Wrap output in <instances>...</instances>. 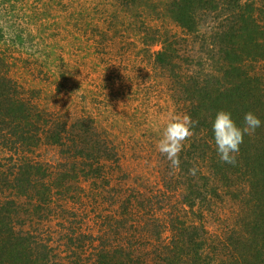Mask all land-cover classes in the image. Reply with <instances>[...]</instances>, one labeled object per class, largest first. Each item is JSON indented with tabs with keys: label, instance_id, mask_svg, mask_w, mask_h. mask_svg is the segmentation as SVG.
I'll use <instances>...</instances> for the list:
<instances>
[{
	"label": "rangeland",
	"instance_id": "obj_1",
	"mask_svg": "<svg viewBox=\"0 0 264 264\" xmlns=\"http://www.w3.org/2000/svg\"><path fill=\"white\" fill-rule=\"evenodd\" d=\"M192 3L190 29L174 0H0V78L12 80L0 83L31 111H0V212L15 229L2 225L0 239L22 236L28 263L188 264L171 257L185 241L216 262L251 254L253 234L262 247L264 0ZM230 92L237 126L248 112L262 122L235 165L213 132L228 101L213 102ZM199 106L208 118L172 173L157 142L171 116ZM23 161L28 194L14 187Z\"/></svg>",
	"mask_w": 264,
	"mask_h": 264
},
{
	"label": "trees",
	"instance_id": "obj_2",
	"mask_svg": "<svg viewBox=\"0 0 264 264\" xmlns=\"http://www.w3.org/2000/svg\"><path fill=\"white\" fill-rule=\"evenodd\" d=\"M174 3L176 5H178V7H179L177 10H175V13H173V14H175L174 17L176 18V20L180 24H182L184 27H187L190 29L194 28V26L191 25V23H190L194 19L193 14L191 12V6L193 4L192 0H174ZM263 33H264V31H263ZM164 54L165 53L159 55V61L161 63L166 61V62H168V64H170L169 63L170 61H168V59H166V57L163 56ZM4 79L5 78H0L1 81L11 85L12 80L10 78H7L5 80ZM3 82L0 83V99L3 96L5 101L3 99H1V101L5 105H2V107H0V111L2 112V111L9 110V114H14L16 112H19L21 114H23L24 112H31V111H27V109L24 108L25 106L21 107V103H24L23 101L19 102L20 100H16V99L7 100L8 97H10V98H12V96L14 97V95L16 93H14L15 90L5 91L6 89H8L9 86L6 87V85L3 84ZM236 94L237 93L230 92L229 96L218 95V97H216V99L214 100L213 103H220V102L225 103L228 101V106H227L226 111L230 112L231 108L229 107V103L234 96L236 97ZM209 99H210V95H209ZM19 110H21V111H19ZM21 116H23V115H21ZM40 116H41V114H40ZM23 117L29 118L30 114L28 113L27 115H24ZM192 118H193V120H194V118H197L195 121H198V123H200L202 121L200 118H203L204 120H206L208 118V115H205L204 111L202 113L201 107L199 106L193 110ZM17 119L20 120L19 117H17ZM19 122L21 123V120ZM14 125L16 126V122H14ZM31 125H33V132H35V133H33V135L35 136L34 141L37 142V135H38V131L40 129L39 123H33ZM18 136H19V139H23V140L26 139V135L24 134L23 130H22L21 134ZM50 137H52V141L54 143H60V138H62L60 133H57V132L55 133L54 129H53V132L50 134ZM20 142L22 144L23 141L21 140ZM205 145H206V142H205ZM211 156H212V158L215 159V156H213V155H211ZM210 161L213 162L212 159H210ZM22 165L26 168L27 173H25V176L20 178V179H19V177H17V180H16L14 187L16 188L17 191H19V193L28 194V191H29L28 188L31 186V184L33 182L32 178L30 177L31 167H33V166L29 162H24V161H23ZM47 189L49 191V188H47ZM41 193H42L41 198L46 199L44 197V194H46V193L44 191H41ZM2 207L3 206H1V208ZM7 215H10V212H8V213H4L3 211L0 212V224H1L0 228L2 225L7 227V228H10L12 231V232H10V234H13L15 229L11 227L12 226L11 217L7 216ZM9 217H10V219L7 220ZM259 220L260 219L258 218V221ZM255 236L256 235L253 234L251 237L249 235V237L246 236V237H244V239L242 238L245 245L247 247H250V249L252 250L251 254H244L242 252H238L239 254H237L236 256H234V254H233V256H231L230 258L225 257L223 259H220V260L214 262L213 260L211 261V260L207 259L206 257H204L203 254L199 251L201 244H199L197 246V248H195L194 250H192L190 252V248H189L190 244L188 245V242L185 241L184 247H179V246L176 247L175 246L173 248V251L171 252L172 261L174 263H176L181 258L182 259L187 258V260L190 261V262L187 261L188 264H242V260H243L244 264H264V234H261V237H263L262 238L263 239L262 247H260V248L255 247V250H253V247L251 248L250 243H255V242L257 243V241L255 240ZM22 241H25V240L22 236H19V235H16V239H15V241H12V243H11L10 236L8 237V239H3V238L0 239V252H1L0 253V264H31V263L27 262L28 261L27 259H25L24 253H25V250H27V245L25 244V242H22ZM9 243H10V245H8ZM185 249H187V250H185ZM4 253H7L9 255L10 261H8L7 256ZM248 256H251V258L249 260H248ZM5 257H6V259H5ZM241 257H242V260H241ZM246 260H248V263H246ZM192 261H196V262H192ZM197 261H198V263H197ZM199 261H201V262H199ZM44 264H48V263H44Z\"/></svg>",
	"mask_w": 264,
	"mask_h": 264
},
{
	"label": "clouds",
	"instance_id": "obj_3",
	"mask_svg": "<svg viewBox=\"0 0 264 264\" xmlns=\"http://www.w3.org/2000/svg\"><path fill=\"white\" fill-rule=\"evenodd\" d=\"M196 124L198 121H193L190 115H175L167 120L163 128L156 147L159 153L170 162L172 173L179 170L180 153L183 150L184 142L193 135L192 128ZM261 125V120L253 112L245 114L244 126L239 127L230 112L220 110L213 123L214 139L220 160L235 165L245 135H254L256 129ZM197 171L198 168L193 166L189 169V174L195 176Z\"/></svg>",
	"mask_w": 264,
	"mask_h": 264
}]
</instances>
